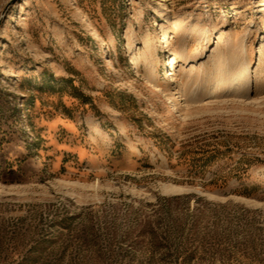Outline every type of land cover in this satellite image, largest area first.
<instances>
[{
    "label": "rangeland",
    "instance_id": "obj_1",
    "mask_svg": "<svg viewBox=\"0 0 264 264\" xmlns=\"http://www.w3.org/2000/svg\"><path fill=\"white\" fill-rule=\"evenodd\" d=\"M0 264H264V0H0Z\"/></svg>",
    "mask_w": 264,
    "mask_h": 264
},
{
    "label": "bare ground",
    "instance_id": "obj_2",
    "mask_svg": "<svg viewBox=\"0 0 264 264\" xmlns=\"http://www.w3.org/2000/svg\"><path fill=\"white\" fill-rule=\"evenodd\" d=\"M190 38L192 37H185L184 35V37L182 38L183 40L178 42L179 50L177 53H174L172 55L170 62V64L174 68L177 67L178 60L187 63L192 58V54L189 53ZM167 42H169V39H167ZM226 48L229 51L227 54L224 55L220 54L218 58L215 57L216 59L213 62H215L216 66L212 68L213 72L210 71L208 72L209 74L205 76L202 74V72L204 71L202 70L203 68L194 71L197 68L195 67V64H191L192 68H190V70L188 69L189 71L184 75H182L181 82H177L175 84L176 85L175 89H177L181 97L184 98V103L186 104L187 109L194 108L196 106H200L204 104L206 101H208L210 98L213 97L212 96L213 91H215L216 89H220L218 94H216L215 96L217 98L230 97V96H236V97L244 96L246 92V88L248 87L249 84L247 78L248 75L251 73V62L247 60L244 61L241 59V57L239 58L238 55L232 49V46L226 45ZM102 49L104 50L105 48L102 47ZM202 51L203 49L198 50L199 53ZM175 75H176V71L174 72V76ZM149 81L151 82L152 78H149ZM211 85H213V91L211 90L208 91V88H211L210 87ZM235 85L236 87L233 92L230 89L232 86ZM228 89L230 91L226 92ZM178 104H181V102L177 97L175 99V106H177Z\"/></svg>",
    "mask_w": 264,
    "mask_h": 264
},
{
    "label": "trees",
    "instance_id": "obj_3",
    "mask_svg": "<svg viewBox=\"0 0 264 264\" xmlns=\"http://www.w3.org/2000/svg\"><path fill=\"white\" fill-rule=\"evenodd\" d=\"M236 170H237V171H240V167H239V166L236 167ZM218 182H219V179H217V180L215 181V183H218ZM239 192H240L241 194H243V195H246V196H252V195H254L255 193H257V190H256V189L245 188V189L240 190ZM176 197H179V196H176Z\"/></svg>",
    "mask_w": 264,
    "mask_h": 264
}]
</instances>
